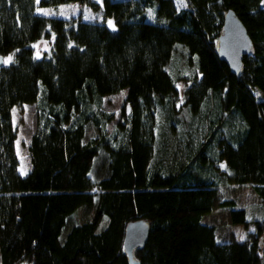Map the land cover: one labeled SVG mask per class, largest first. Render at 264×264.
Wrapping results in <instances>:
<instances>
[{"label":"trees","instance_id":"trees-1","mask_svg":"<svg viewBox=\"0 0 264 264\" xmlns=\"http://www.w3.org/2000/svg\"><path fill=\"white\" fill-rule=\"evenodd\" d=\"M66 3L99 17L58 15ZM227 9L252 40L239 72L217 52ZM40 38L52 39L37 56ZM124 89L128 109L108 129L103 98ZM257 91L264 0H0V264H129L124 230L137 219L149 223L138 264H264L262 222L218 240L202 220L218 202L247 227L245 208L218 201L223 184L264 200ZM24 103L36 120L22 174L12 110ZM80 207L91 217L69 224Z\"/></svg>","mask_w":264,"mask_h":264},{"label":"rangeland","instance_id":"rangeland-1","mask_svg":"<svg viewBox=\"0 0 264 264\" xmlns=\"http://www.w3.org/2000/svg\"><path fill=\"white\" fill-rule=\"evenodd\" d=\"M100 1V0H97ZM177 7L185 6V0H175ZM45 12V10H42ZM56 11L58 15H77L82 12V15L96 19L99 17V11L91 9L89 6L79 3H66L64 5H58ZM61 13V14H60ZM108 24L111 19L105 20ZM110 25V24H109ZM111 26L112 21H111ZM52 38H40L34 41L31 46L37 56L42 55L50 47ZM179 93L183 90L184 84L182 82L177 83ZM259 95L264 93L257 91ZM125 89L104 96L103 108L109 111H113L114 119L108 124V129L120 116L121 107L124 106L128 109V104L124 102ZM13 121L17 130V138L15 142L16 153L19 159V171L25 174L30 169V157L28 154V144L30 136L35 129L36 120V108L34 103H24L20 106L14 107L12 110ZM233 198L236 202V206H241L246 209L249 222L247 227L240 223H232L228 214L229 208L221 206L216 202L209 214H205L203 217L204 222L213 223L216 229V237L218 240H241V237L245 238L246 231L255 230V220L262 222L264 226V200H262L257 194L254 193L249 184H234V185H221L218 192V201L226 198ZM92 215L91 209L84 207L78 208L69 219V224L74 222L83 221ZM264 235V229L260 237V245L263 249L264 244L262 236ZM17 264H29L26 261H20Z\"/></svg>","mask_w":264,"mask_h":264},{"label":"water","instance_id":"water-1","mask_svg":"<svg viewBox=\"0 0 264 264\" xmlns=\"http://www.w3.org/2000/svg\"><path fill=\"white\" fill-rule=\"evenodd\" d=\"M221 30L216 41L217 52L233 72H239L242 56L250 50L252 40L232 9L224 12ZM148 230L149 223L144 219H137L126 224L122 244L129 264H138L133 250L145 242Z\"/></svg>","mask_w":264,"mask_h":264},{"label":"snow or ice","instance_id":"snow-or-ice-1","mask_svg":"<svg viewBox=\"0 0 264 264\" xmlns=\"http://www.w3.org/2000/svg\"><path fill=\"white\" fill-rule=\"evenodd\" d=\"M109 24L111 26V21H109ZM11 60V57H9L7 60H4L3 63H8ZM241 239H243V237H241Z\"/></svg>","mask_w":264,"mask_h":264}]
</instances>
